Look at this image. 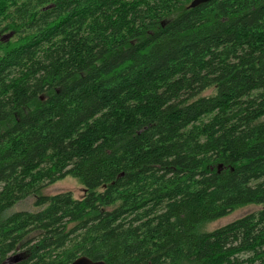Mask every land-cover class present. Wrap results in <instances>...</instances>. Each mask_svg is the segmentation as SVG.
I'll return each mask as SVG.
<instances>
[{
	"label": "trees",
	"instance_id": "1",
	"mask_svg": "<svg viewBox=\"0 0 264 264\" xmlns=\"http://www.w3.org/2000/svg\"><path fill=\"white\" fill-rule=\"evenodd\" d=\"M191 1L0 0V264H264V0Z\"/></svg>",
	"mask_w": 264,
	"mask_h": 264
},
{
	"label": "rangeland",
	"instance_id": "2",
	"mask_svg": "<svg viewBox=\"0 0 264 264\" xmlns=\"http://www.w3.org/2000/svg\"><path fill=\"white\" fill-rule=\"evenodd\" d=\"M69 192L73 196L74 199L79 200L84 195V188L78 183V181L75 178L72 177H66L63 180H60L56 182L55 184L45 188L40 192V195L42 196H52L59 193H65ZM35 198L29 197L23 201H20L16 203L12 209L11 212H18V211H30L34 212L38 210L34 207ZM261 207L258 206H248L241 209L236 210L232 214L223 217L211 224H208L206 226L207 231H213L217 228H220L228 223H231L245 215H248L250 213L256 212Z\"/></svg>",
	"mask_w": 264,
	"mask_h": 264
},
{
	"label": "water",
	"instance_id": "3",
	"mask_svg": "<svg viewBox=\"0 0 264 264\" xmlns=\"http://www.w3.org/2000/svg\"><path fill=\"white\" fill-rule=\"evenodd\" d=\"M214 0H192L188 6V8L190 9H193V8H196L200 5H203V4H207L209 2H212ZM10 34L7 35V38H10ZM20 260V256L19 255H15L13 257H10L8 259V262L10 263H16ZM71 264H105L104 262L102 261H91L90 259L86 258V257H80L78 259H76L74 262H72Z\"/></svg>",
	"mask_w": 264,
	"mask_h": 264
},
{
	"label": "flooded vegetation",
	"instance_id": "4",
	"mask_svg": "<svg viewBox=\"0 0 264 264\" xmlns=\"http://www.w3.org/2000/svg\"><path fill=\"white\" fill-rule=\"evenodd\" d=\"M51 6H45V7H40V8H38V11H39V14L41 13V12H44L45 10H47L48 8H50ZM12 32H9V33H0V41H2V42H7L8 40H9V38H7V35H11L12 36V34H11Z\"/></svg>",
	"mask_w": 264,
	"mask_h": 264
}]
</instances>
